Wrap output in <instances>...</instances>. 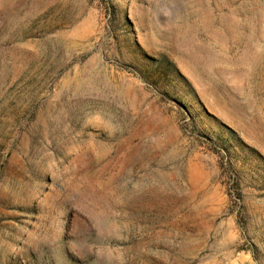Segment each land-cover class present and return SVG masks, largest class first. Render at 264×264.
Segmentation results:
<instances>
[{
    "label": "rangeland",
    "instance_id": "1",
    "mask_svg": "<svg viewBox=\"0 0 264 264\" xmlns=\"http://www.w3.org/2000/svg\"><path fill=\"white\" fill-rule=\"evenodd\" d=\"M0 264H264V0H0Z\"/></svg>",
    "mask_w": 264,
    "mask_h": 264
},
{
    "label": "trees",
    "instance_id": "2",
    "mask_svg": "<svg viewBox=\"0 0 264 264\" xmlns=\"http://www.w3.org/2000/svg\"><path fill=\"white\" fill-rule=\"evenodd\" d=\"M164 70V67L162 66L160 68V71ZM185 108L189 110V107L188 105L185 104ZM192 127L194 129V131H196V125L194 123H192ZM217 151H220L218 148H216ZM254 153H256L255 151H253ZM224 160L226 161L225 162V165H224V168L229 172L230 176H232V178L234 179V185L230 188V192H229V195L231 196V198H233L237 203L241 202L242 200V193H241V185H240V182L238 181L237 179V176L235 174V169L232 167L231 163H230V160L228 159V156L225 158L224 157ZM234 176H236L234 178ZM242 215L241 213H239V218H241L240 220L242 221Z\"/></svg>",
    "mask_w": 264,
    "mask_h": 264
}]
</instances>
